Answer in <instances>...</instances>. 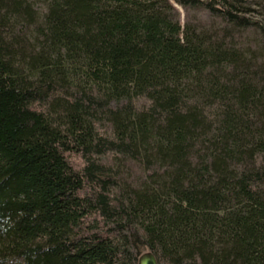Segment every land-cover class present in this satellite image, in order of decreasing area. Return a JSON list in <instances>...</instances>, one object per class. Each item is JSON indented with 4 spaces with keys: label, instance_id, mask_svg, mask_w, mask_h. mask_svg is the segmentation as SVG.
<instances>
[{
    "label": "trees",
    "instance_id": "obj_1",
    "mask_svg": "<svg viewBox=\"0 0 264 264\" xmlns=\"http://www.w3.org/2000/svg\"><path fill=\"white\" fill-rule=\"evenodd\" d=\"M255 5L0 0V264H264Z\"/></svg>",
    "mask_w": 264,
    "mask_h": 264
},
{
    "label": "rangeland",
    "instance_id": "obj_2",
    "mask_svg": "<svg viewBox=\"0 0 264 264\" xmlns=\"http://www.w3.org/2000/svg\"><path fill=\"white\" fill-rule=\"evenodd\" d=\"M256 5L254 6V9L259 13L261 11V8H259V6L257 4L261 3L262 0H253ZM175 8L177 10L178 16H179V20L180 22L184 25L185 23L189 22V21H195V20H200L202 23L207 24V22L210 21L209 16L205 13V12H195L193 10H188L185 8H182L178 5L175 4ZM259 17V16H258ZM129 168H130V172L126 174V178L131 182V183H137L141 178H142V172L139 169V167H137L134 164H129ZM148 253V251H144L139 258L145 254ZM138 258V260H139Z\"/></svg>",
    "mask_w": 264,
    "mask_h": 264
},
{
    "label": "water",
    "instance_id": "obj_3",
    "mask_svg": "<svg viewBox=\"0 0 264 264\" xmlns=\"http://www.w3.org/2000/svg\"><path fill=\"white\" fill-rule=\"evenodd\" d=\"M138 264H158V262L156 257L151 252H148L139 258Z\"/></svg>",
    "mask_w": 264,
    "mask_h": 264
}]
</instances>
